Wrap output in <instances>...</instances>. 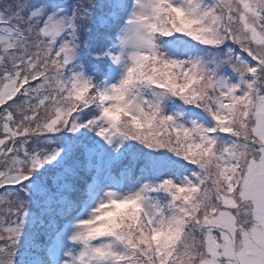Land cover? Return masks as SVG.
<instances>
[{
	"label": "snow or ice",
	"instance_id": "6c2138e0",
	"mask_svg": "<svg viewBox=\"0 0 264 264\" xmlns=\"http://www.w3.org/2000/svg\"><path fill=\"white\" fill-rule=\"evenodd\" d=\"M0 264H264V0H0Z\"/></svg>",
	"mask_w": 264,
	"mask_h": 264
},
{
	"label": "rangeland",
	"instance_id": "374dc122",
	"mask_svg": "<svg viewBox=\"0 0 264 264\" xmlns=\"http://www.w3.org/2000/svg\"><path fill=\"white\" fill-rule=\"evenodd\" d=\"M67 2H68V3H71V2H72V0H67Z\"/></svg>",
	"mask_w": 264,
	"mask_h": 264
}]
</instances>
